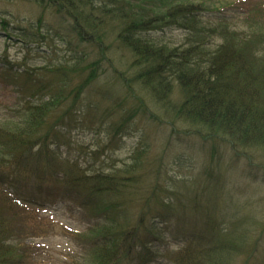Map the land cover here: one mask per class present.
Returning a JSON list of instances; mask_svg holds the SVG:
<instances>
[{
	"label": "trees",
	"instance_id": "16d2710c",
	"mask_svg": "<svg viewBox=\"0 0 264 264\" xmlns=\"http://www.w3.org/2000/svg\"><path fill=\"white\" fill-rule=\"evenodd\" d=\"M50 1L53 4L56 2ZM161 1L123 0L119 3L115 0L113 4H121L122 7L119 6L118 11L110 5V8H103L107 11L106 14L102 13L104 15L102 24H107L113 30L112 34H115L116 42H120L119 46L125 47L129 54L136 55L135 60L140 58L144 67L147 66L144 74L151 75L154 85H150L149 90L156 99L167 104L174 89L171 85L175 84L172 79H176L182 97L190 101L189 103L183 101L179 109L192 110V113L178 110L179 114H184L187 118L211 129L219 128L225 135L252 136L264 140V52L262 61L255 66L252 61L254 60L252 41L235 42L231 32H227L226 26L223 27V36L220 25L213 26L208 34H204L205 39L213 35L216 38L217 34L221 36V41L215 42V47H208L209 43H205L200 36L202 30L199 24L193 19L197 18L198 13L195 9H202L199 5L194 7L195 4H182L179 7H171L161 5ZM42 2L44 3L43 0ZM148 2L155 5L158 14L154 13L148 18L135 16L134 13L140 7L139 3ZM227 4L224 3L222 6ZM189 6L191 7L187 8ZM58 7V10L62 11L60 5ZM74 10L78 13L77 9L71 12L77 14ZM80 13L82 12L79 11L78 14ZM152 17L153 20L150 19ZM79 19L86 22L85 24L92 20L89 17ZM75 21V30L81 37L83 36L81 23L77 22L76 18ZM169 25L187 32L188 47L186 49L168 47L164 51L158 48L164 53L163 57L156 49L158 46L168 45L163 42L162 37H158V32L164 33L165 27ZM106 28L103 26L101 29V39L106 36ZM197 39L199 43L193 46ZM197 49L200 50L199 57L205 66L202 71L194 56ZM172 57L177 59L173 66L165 65ZM204 58L207 60L206 63ZM103 60L105 59L101 54L99 59L85 64L84 67L80 66V81L68 94L63 91L54 93V90H50L47 98L42 97L47 90L42 79L43 74L40 78L33 79L37 76L38 69L26 77H22L26 73L25 69L16 73L9 69L7 72V75L9 72L13 74L10 78L13 79V84L20 88L18 93L29 108H21L19 103L16 104L11 113L20 118L16 129L13 122L0 125V264H44L36 243H27L30 239L46 236L45 226L51 228L43 216L34 214L29 207L34 196L43 191L67 192L76 199H81L82 196L96 198L93 212L97 214L95 220L96 218L98 220L83 228L80 236H76L77 239L79 236L78 240L82 243L89 241L93 244L94 264H128L130 260L136 258V252L140 247L145 248L152 241L150 240L152 237L160 236V232L166 230L172 222L170 229L174 242L181 243L183 248L179 257L178 254L175 256V264H239L238 258L243 260L246 253L244 247L252 237L251 231L255 228L256 222L253 216L250 220L242 218V212L240 209H234L235 205L233 206L231 200L226 201L222 195L219 197L200 190L189 194L191 199L187 201L174 199L171 196L172 191L160 177L163 160L147 164V153L144 148L134 152L136 174H131L128 170L133 164L114 167H110L109 163L105 164L111 158L104 151H91L89 157L63 158V153L59 151L60 147L66 146L70 151L74 144L70 141L71 129L80 122L70 123L69 116L71 115V118L75 116L74 113L69 114L73 107L70 105L72 102L76 104L80 102L77 99L74 101L72 96L81 98L83 92H89L96 87L107 88L106 83L99 81L104 73ZM225 63L226 71L223 66ZM238 67L240 70L235 72ZM72 68L68 67L67 73H72ZM44 70L50 74L61 73L63 76L67 74L64 68L56 65L46 67ZM121 79L123 80L124 76ZM95 82L96 86L91 87ZM27 94H29L27 98L23 97ZM49 98L53 103L46 110L54 107L53 110H58L57 113L54 111L55 115L52 113L49 115L48 110L46 112L44 108V105L49 103L46 101ZM59 98L64 102L60 103ZM35 101L38 103L35 104ZM63 104L65 108L62 109ZM38 109L41 110L39 118L43 119L35 122L37 118L35 113ZM91 117L98 125H106L96 116ZM20 124H25L26 127ZM127 126L119 119L116 132L110 124L109 144L119 141L117 134L125 132ZM245 144L246 141L243 142V146ZM18 186L23 191L13 202L7 198L5 188L15 191ZM95 190L100 192V195L95 193ZM84 207L87 212H91L89 206ZM238 217L244 219L243 226H248L245 235L241 233L240 228L236 229L237 224L232 225V221L236 222ZM187 219L191 221L188 222ZM174 220L178 223L177 233L174 229ZM192 220L196 221L195 225L190 224ZM73 234L74 232H71L72 237ZM254 242L253 247H259L260 243L256 244L258 242L256 240ZM89 246L85 244V247ZM232 249L235 250L234 254L231 253ZM144 258L141 256L134 261ZM61 264L79 263L74 254H68V258Z\"/></svg>",
	"mask_w": 264,
	"mask_h": 264
},
{
	"label": "rangeland",
	"instance_id": "374dc122",
	"mask_svg": "<svg viewBox=\"0 0 264 264\" xmlns=\"http://www.w3.org/2000/svg\"><path fill=\"white\" fill-rule=\"evenodd\" d=\"M43 1L44 3H41V0H0V110L11 114L15 109L18 97L21 98L18 93L20 88L12 86V83H6L2 79L9 69H13L14 73L25 69L26 73L22 77H26L38 69L37 76L33 79L40 78V75L43 74L44 78L42 79L46 83L47 90L44 91L42 97L46 98L49 96L50 90H54V93L63 91L68 94L73 86H76L80 81V66L84 67L85 64L99 59L102 54L105 59L102 63L103 69L108 74L104 72L99 81L110 84L112 88L108 91L114 101L108 102L102 94V92L107 94V91L99 87L81 94V98L78 99L79 104L97 108V118L103 123L105 122L106 125H98L92 117L89 123L80 120L79 123L72 125L70 141L78 145V148H72L74 149L72 157L77 158V155L89 157L91 151L108 153L112 149L109 155L116 157L117 160L109 163L112 164L110 167L133 164L128 170L131 174H136L134 152L144 148L147 153V164L163 160L160 177L172 191L171 196L174 199L187 201L191 199L189 194L200 190L216 194L219 197L222 195L226 201L231 200L233 206L237 205V207L234 206V209H240L242 212V218L250 220L253 216L256 224L255 228H252L253 234L248 241L253 246L256 234H263L264 231V140L252 136L225 135L219 131V128L211 129L198 121L187 118L184 114H179L178 110L190 113L192 110L179 109L183 101L186 103L190 101L182 97L177 84H171L174 89L167 104L153 97L152 91L149 90L150 85H154L151 75L144 74L148 69L147 66L144 67L140 58L135 60L136 55L129 54L124 49L125 47L119 46L120 42H116L115 34H112L113 30L107 24H102L104 23L102 13L106 14L105 11H107L103 8H110V5L118 11L120 10L119 6L122 7L121 4H113L115 0H59L58 4L55 2L52 6L47 5L53 4L50 0ZM116 1L123 2V0ZM227 1L232 2L233 0H162L161 5L179 7L182 4H195L205 8H216ZM105 2L108 4H104ZM254 2V6H256L264 0H254ZM58 5L63 6L62 11L58 10ZM142 5L147 7L148 4ZM237 5L242 7L244 4L240 0ZM149 6L154 9L153 12L158 14L155 5ZM144 7L140 6L138 10H142ZM73 9L82 13L78 14L74 10L77 13L74 14L71 12ZM233 14L239 15L240 11L227 13L229 19L236 20L238 28L232 30L238 31L241 29L242 22ZM151 16L153 15L144 17ZM79 17H89L92 20L89 24H85L86 22H82ZM239 17L240 19L244 18L243 16ZM75 18L77 22L81 23L83 30L81 37L75 30ZM150 19L153 20L154 17ZM203 21H213V19ZM218 23L219 21L215 19L212 25H218ZM103 26L107 27V33L105 38L101 39ZM182 30L173 28L168 34H163V42L170 43L167 44L168 46H158L156 50L163 56L162 51L165 48H175L176 46L180 47L179 49L186 48L187 32ZM231 35L235 42H245V40L251 39L250 36L241 39L232 33ZM216 38V42L221 41L220 35ZM203 41L207 43L205 38ZM210 41L212 39H209ZM68 43L70 46H66ZM171 43H175V45ZM197 43H199V39L194 42L193 46ZM208 47H215V43H209ZM158 48H162V51ZM98 54L100 55L98 56ZM242 55L245 56V54ZM252 61L257 66L256 61ZM204 62H207L206 58H204ZM55 65L64 68L66 73L68 67H73L72 73L66 74L65 81L66 75L50 74L44 70L46 67L51 68ZM128 65H132L135 73L126 69ZM115 66L124 72L123 80L119 79ZM223 66L226 71L227 64L225 63ZM238 70H240L239 67L235 72ZM35 82L38 83L37 80ZM227 84H229L228 81ZM95 86L96 82L91 85V87ZM152 89L154 92V88ZM156 93L161 94L160 92ZM28 95H23V97ZM59 99L60 103L64 102L63 99ZM34 103L36 104L38 101ZM51 103L44 105L45 110ZM26 108H29V105ZM44 108H42L43 111ZM53 109H47L49 115L51 113L55 115L58 112ZM135 110L140 114L135 117L131 125L127 126L124 137H120L116 143L109 144L108 141L111 138L108 130L109 125H113V121L119 123L121 116L130 113L129 111L136 112ZM40 112L41 110L38 109L35 113L37 115L35 122L43 119L39 118ZM20 126L26 127L25 124ZM239 140L240 142H238ZM244 141L246 144L243 146ZM142 142L143 145H141ZM61 150L64 151L63 148ZM178 162H180L179 165ZM219 180L220 182H218ZM61 207L59 203L53 209L60 210ZM54 210L50 212V215L56 216L54 221L59 224L69 222L67 219L69 216L58 211L55 213ZM66 211L71 215L73 208ZM228 211L231 210L228 209ZM243 222L244 219L238 217L236 222L232 221V225L237 224L236 229L240 228L241 233L245 235L248 226H243ZM258 237L262 239L259 249H262L260 253L264 258V236ZM41 242L44 247L43 258L47 264H59L63 254L77 252L74 244L64 236L61 227L56 228L49 238ZM94 252L95 250L92 249L86 256L83 255L82 258L80 256V264H94L95 255L92 256ZM245 255L247 256L246 253Z\"/></svg>",
	"mask_w": 264,
	"mask_h": 264
},
{
	"label": "bare ground",
	"instance_id": "6f19581e",
	"mask_svg": "<svg viewBox=\"0 0 264 264\" xmlns=\"http://www.w3.org/2000/svg\"><path fill=\"white\" fill-rule=\"evenodd\" d=\"M59 0H56V2H58ZM143 1H151V0H143ZM148 5H147V7H144L141 3H139V5L138 6H141V7H144L142 10H137V12L136 13H134L135 14V16H149L150 14H152V15H154V13L155 12H153V8L152 7H150L149 5H154L152 2H148L147 3ZM47 5H54V4H47ZM191 6H189V7H187V8H190ZM201 8H202V6H200ZM61 9H63V6L61 7ZM195 12H202V17H206V13L204 12V11H202V9H195ZM36 36V35H35ZM84 39H85V37H84ZM209 39H212V41H210L209 42ZM217 41V38H215V37H212V38H206V42H208V43H215ZM252 44H253V46L255 47V49H256V45H255V41H252L251 42ZM70 43H68V44H66V46H68ZM70 46V45H69ZM199 53H200V50L199 49H197L196 50V55H194L195 56V59H196V61H198V63H199V68H200V70L202 71V69H204V65L202 64V62L200 61V57H199ZM48 55V54H47ZM172 59H174V60H172ZM172 59L169 61V60H167V63L165 64V65H169V66H173V63L177 60L176 58H174V57H172ZM132 65H128V66H126V69L128 70V71H132V72H134L135 70L131 67ZM135 67H137V66H135ZM161 68V67H160ZM115 70H116V72L118 73L119 71H118V69L116 68V66H115ZM104 72H105V70H104ZM105 73H107V72H105ZM135 73V72H134ZM108 74V73H107ZM172 82L173 83H175V84H177V80L176 79H172ZM177 87H179L178 85H177ZM109 92H107V94H105V99H107V100H110L111 99V95L109 94ZM72 97H74V101L77 99L78 100V98H79V96H72ZM154 97V96H153ZM80 99V98H79ZM46 101L47 102H49V103H51L52 102V100L49 98V99H46ZM61 104H59V106H60ZM71 106H73L72 108H71V110H70V112H69V114L70 113H74L75 114V116H72V118H71V115L69 116V119H70V123H77L78 121H85L86 123H89L90 121H91V116H96L97 117V115H96V112H97V108H95V107H93V106H88V107H86V106H83V105H81V104H76L75 102H72V104L70 105V107ZM63 108H65V106L64 105H62V109ZM136 111V110H135ZM130 113H127L126 115H123V116H121L120 117V119L122 120V121H124L127 125H131V123H132V121L135 119V117L136 116H138L139 114H140V112H133V111H129ZM133 113H138V114H133ZM69 114H67V115H69ZM0 119H2V120H0V122H1V124L0 125H2V124H7V123H12L13 122V125H14V128L16 129V125H17V123L20 121V118H18L17 116H14L13 114H7L6 112H4V111H2V109L0 110ZM21 125V124H20ZM19 129H21L20 127H19ZM199 134H201V133H199ZM111 151H112V149H110V151L108 152V154H110L111 153ZM92 152H95V151H92ZM110 158H111V160H108L105 164H107V163H112V162H114V161H116L117 160V158L116 157H114V156H109ZM164 159V158H163ZM163 164V163H162ZM180 164V162H178V165ZM110 166H112V164L110 165ZM64 168V167H63ZM62 168V169H63ZM63 171V170H62ZM73 171H75L74 169H73ZM65 173V172H64ZM85 174L86 173H84V175L83 176H85ZM83 178H87V177H83ZM95 193H97L98 195H100V192H98V191H94ZM97 194H96V196H97ZM98 197V196H97ZM99 198V197H98ZM189 220V219H188ZM249 245V246H248ZM244 249H245V252H246V254H247V258H248V260H249V264H264V259L261 257V253H260V251L262 250V249H259V247H257V246H252V245H250V244H247L245 247H244ZM231 253L232 254H234L235 253V250H231ZM212 260L214 261V262H217V261H215L213 258H212ZM238 262H241V259H239L238 258Z\"/></svg>",
	"mask_w": 264,
	"mask_h": 264
}]
</instances>
